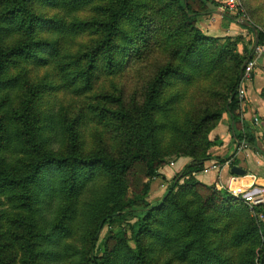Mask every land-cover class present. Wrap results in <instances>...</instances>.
Returning <instances> with one entry per match:
<instances>
[{"label": "trees", "instance_id": "16d2710c", "mask_svg": "<svg viewBox=\"0 0 264 264\" xmlns=\"http://www.w3.org/2000/svg\"><path fill=\"white\" fill-rule=\"evenodd\" d=\"M90 7L98 17H78ZM207 11L205 0H0V195L17 210L14 223L27 228L21 264L56 259L63 230L70 232L76 216L85 231L78 264H264V222L227 189L195 178L212 158L224 115L234 140L257 149L252 132H237V87L251 56L236 51L241 36H209L198 27ZM225 17L238 23L242 15ZM82 34L93 40L72 48ZM257 34L260 42L264 32ZM60 38L69 43L60 46ZM157 42H168V63L142 102L124 105L115 96V107L100 102L92 110V122L118 137L116 153L100 140L83 152L79 118L40 109L47 83L29 69L58 76L57 90L84 94L99 70L116 74ZM203 81L219 86L217 102L180 111L187 88ZM182 159L188 161L162 198L150 203L151 179ZM254 211L264 214V204ZM120 222L126 228L114 233ZM14 261L0 245V264Z\"/></svg>", "mask_w": 264, "mask_h": 264}, {"label": "rangeland", "instance_id": "374dc122", "mask_svg": "<svg viewBox=\"0 0 264 264\" xmlns=\"http://www.w3.org/2000/svg\"><path fill=\"white\" fill-rule=\"evenodd\" d=\"M240 2L244 8V15L240 17V19L249 20L251 23L254 22L257 25V29L264 32V0H240ZM48 13L51 14L52 11L48 10ZM77 15L82 19H94L95 17H98V13L93 7L81 10L79 9ZM246 36L247 40L242 42L239 41L236 48V51L242 56L248 55L254 45L255 35L248 30ZM92 40L93 38L91 36L82 34L74 38V40H72L70 43L71 47L75 48L76 46H83L84 44L87 45ZM59 42L60 46H65L69 43L66 38H60ZM238 47L241 48L240 51ZM167 63L168 42H157L151 47V49L147 50L140 59L131 60L124 69L116 74L108 75L99 70L92 90L79 95H76L69 90H57L55 85L58 83L59 77L55 74L48 73V70L46 69L31 68L29 71L31 77H45L44 79L47 83L46 89L44 90L45 92L43 94V99L40 103L41 110L47 109L48 106H51L54 107V109H61L63 112H66L72 117L75 116L79 118L78 132L80 135L79 140L81 142V149L83 152L92 150L93 146L98 143V140H100L111 153H116L118 148V137L108 131L107 128L102 124H97L94 121L92 122V118H90L91 114L93 113L92 110L100 102H104L111 107H115V96H120L124 105H128L131 102L141 103L147 85L152 80L158 69L162 66H165ZM218 88L219 86L213 81H203L188 87L186 91V97L181 103H179L178 109H180L182 112L189 111L196 113L198 107H203L205 104L217 102V98L214 96L213 91H217ZM101 95H105L106 98L100 97ZM167 96L168 90H166L164 93V98ZM256 147L257 149H250L253 151L260 150L257 144ZM171 162L175 163L174 166L177 168V162ZM169 164H164L160 169V174L153 177L151 181L149 180L151 186L148 193V201L152 204L157 203L162 198L163 193L170 182L169 180L172 176L168 178ZM201 175L204 174L197 173L195 174V178L199 180ZM145 181L148 182L147 179H145ZM179 183L182 184L183 179H181ZM214 184L215 182L211 185ZM233 188H237V186H233ZM262 189L264 190L263 187ZM83 198H86V196L82 195L80 197V205L81 201H85L82 200ZM78 208L80 209L79 205ZM249 211L251 216L256 218L257 221L264 222V214L262 212H257L259 218L257 219L255 212L252 213L250 208ZM16 213H18L17 210L12 209V206L6 197L0 195V245L3 247L6 253H9L15 257L13 264H21V260L24 256V247L21 248V238L25 235H28V232L24 225H17L14 223L15 220L12 219V216L16 215ZM260 215H262L263 218L260 219ZM63 222L65 224L66 220ZM69 227L70 232H65V229L63 230L61 228V224L59 225V230H63L64 235L66 233V236L61 239V242L58 245V257L51 260L44 256H39L42 258L43 264L79 263L78 251L82 250L85 246V231L83 229L80 217L78 219L76 216L75 220L71 222ZM124 228H126V224L124 222H120L115 224L112 227V230L114 233H116L120 229ZM108 231L109 229L107 228L102 230L101 239L106 236Z\"/></svg>", "mask_w": 264, "mask_h": 264}, {"label": "crops", "instance_id": "0c3cea01", "mask_svg": "<svg viewBox=\"0 0 264 264\" xmlns=\"http://www.w3.org/2000/svg\"><path fill=\"white\" fill-rule=\"evenodd\" d=\"M223 0H205L207 4H212L209 11L203 12L197 17L198 27L209 36L215 37H236L241 36L242 41L247 40L248 29L244 28L239 22L234 23L227 17H221L217 11V5ZM240 44V43H239ZM243 45V44H242ZM241 47V46H240ZM238 47L239 51L241 48ZM252 55V48L249 56ZM246 98L244 103V110L241 113L240 129L238 133L249 131L255 136L256 144L260 150L253 151L249 147H242V145L234 140L233 130L231 128V120L227 115H224L217 129L214 131L217 137V145L211 151V159L217 158L226 159L232 155L230 161L246 170L244 175H235L231 173V166H223L219 172L212 171L208 174L201 175L199 180L206 184H212L216 181L225 187L237 186V188L246 189L249 187L264 188V97L261 96V90L264 88V56L256 60V67L251 78L245 82ZM259 116V124L252 123V117ZM261 153V155H260ZM263 154V155H262ZM186 163L185 160L179 161L173 166H168V178L173 176L175 170L180 169Z\"/></svg>", "mask_w": 264, "mask_h": 264}, {"label": "built area", "instance_id": "2783aa9c", "mask_svg": "<svg viewBox=\"0 0 264 264\" xmlns=\"http://www.w3.org/2000/svg\"><path fill=\"white\" fill-rule=\"evenodd\" d=\"M217 11L219 12V15L221 17L225 16L226 14L238 16L241 14L244 15V8L240 0H223L217 5ZM264 56V36L260 42H257V45L252 47V55L249 60H247L244 64V69L242 73L241 81L237 87V99L239 101V107L241 110V113L244 110V103L246 98V88H245V82L248 81L256 67V60ZM259 116L254 115L252 117V123L254 125L259 124ZM242 147H247V145L244 142L240 143ZM257 151V150H256ZM173 162H170V166H173ZM232 161L230 159L226 160L224 163H219L216 160H210L208 164L202 169L200 172L201 174H208L212 171L219 172V170L223 166H231ZM216 189H227L232 195L235 197L240 198L243 200L248 207L250 208L251 212L254 213L255 207L264 204V190L259 187H249L246 189H238V188H231V187H225L222 184L218 183V181L214 184ZM255 216L258 218V214L255 212ZM263 218L262 215H260V219Z\"/></svg>", "mask_w": 264, "mask_h": 264}, {"label": "water", "instance_id": "95a60500", "mask_svg": "<svg viewBox=\"0 0 264 264\" xmlns=\"http://www.w3.org/2000/svg\"><path fill=\"white\" fill-rule=\"evenodd\" d=\"M207 6L210 8V6H213L212 4H207ZM239 22L244 25V26H247V27H250L252 30H253V33L255 35V40H254V47L257 45V42H258V34H257V29L255 28V26L249 21V20H246V19H239ZM230 171L231 173L235 174V175H244L246 173V170L242 167H240L239 165H232V167L230 168Z\"/></svg>", "mask_w": 264, "mask_h": 264}]
</instances>
